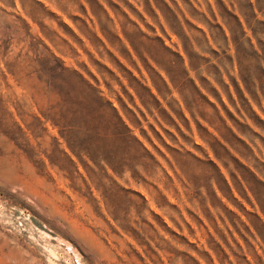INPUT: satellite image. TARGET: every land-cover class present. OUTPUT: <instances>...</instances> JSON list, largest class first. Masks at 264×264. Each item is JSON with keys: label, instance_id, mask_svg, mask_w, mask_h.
Here are the masks:
<instances>
[{"label": "rangeland", "instance_id": "1", "mask_svg": "<svg viewBox=\"0 0 264 264\" xmlns=\"http://www.w3.org/2000/svg\"><path fill=\"white\" fill-rule=\"evenodd\" d=\"M0 264H264V0H0Z\"/></svg>", "mask_w": 264, "mask_h": 264}]
</instances>
